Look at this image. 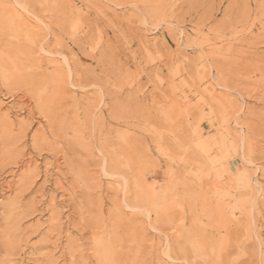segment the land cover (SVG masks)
I'll use <instances>...</instances> for the list:
<instances>
[{
    "label": "rangeland",
    "instance_id": "1",
    "mask_svg": "<svg viewBox=\"0 0 264 264\" xmlns=\"http://www.w3.org/2000/svg\"><path fill=\"white\" fill-rule=\"evenodd\" d=\"M0 110V264H264V0H0Z\"/></svg>",
    "mask_w": 264,
    "mask_h": 264
},
{
    "label": "bare ground",
    "instance_id": "2",
    "mask_svg": "<svg viewBox=\"0 0 264 264\" xmlns=\"http://www.w3.org/2000/svg\"><path fill=\"white\" fill-rule=\"evenodd\" d=\"M1 108H2V106H1ZM0 112H1V110H0ZM1 113H2V112H1ZM3 113H4V112H3ZM6 116H7V115H6ZM1 118H2V116H1V114H0V125H1V124H4L5 127H6V128L4 127V129H5L4 132H5V131H8V130H9V124H8V122L5 121V120H2V121H1ZM1 135H2V134H1ZM22 173H23V172H22ZM22 173H21V174H22ZM26 173H27V172H26ZM20 181H21V180H20ZM23 182H24V181H23ZM15 183H17V182H15ZM18 183H19V182H18Z\"/></svg>",
    "mask_w": 264,
    "mask_h": 264
}]
</instances>
